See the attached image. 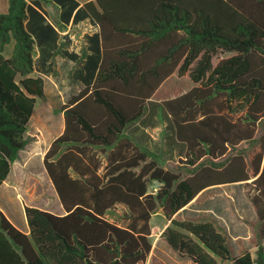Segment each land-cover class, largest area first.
I'll list each match as a JSON object with an SVG mask.
<instances>
[{"label": "trees", "instance_id": "1", "mask_svg": "<svg viewBox=\"0 0 264 264\" xmlns=\"http://www.w3.org/2000/svg\"><path fill=\"white\" fill-rule=\"evenodd\" d=\"M96 4L85 5L99 26L94 47L72 75L84 87L59 107L64 129L43 156L65 213L24 205L23 232L0 210V264H144L159 210L170 221L161 238L180 259L264 264V0ZM27 9L8 0L0 12V185L46 98ZM175 71L194 85L157 103L162 140L128 138ZM163 152L184 159L165 168ZM236 183L256 211L254 253L231 255L215 223L175 217L210 188Z\"/></svg>", "mask_w": 264, "mask_h": 264}, {"label": "rangeland", "instance_id": "2", "mask_svg": "<svg viewBox=\"0 0 264 264\" xmlns=\"http://www.w3.org/2000/svg\"><path fill=\"white\" fill-rule=\"evenodd\" d=\"M228 55L229 53L219 54L217 57ZM217 57L214 62L217 61ZM193 85L188 74L181 77L175 74L162 84L155 98L177 96L188 91ZM75 92L77 87L70 79L69 73L64 74L63 71L45 78L46 98H37L35 113L33 112L28 124L27 136L30 142L20 151L19 158L12 164L10 175L0 190L8 186L12 192L17 187L22 198L31 204L47 207L53 212L61 209L59 197L44 167L43 156L45 148L48 149L53 137L56 136L53 126L61 120L62 113L59 107ZM164 126V123H161L159 129H150L151 147L158 145L162 140L158 138V133H161ZM162 158V165L165 168L175 167L178 161L184 159L178 155V152H173L172 156L163 152ZM12 214L17 217V213L12 211ZM175 217L215 223L227 235L231 255L239 254L244 249H249L253 253L255 251L254 224L257 216L245 194L243 183L210 188L196 198L189 207L178 212ZM22 218L26 219L25 214H22ZM151 224L152 251L144 264H193L190 260L180 259L161 238L162 230L170 225V221L165 218L161 210L153 214ZM18 227L21 228V225Z\"/></svg>", "mask_w": 264, "mask_h": 264}, {"label": "crops", "instance_id": "3", "mask_svg": "<svg viewBox=\"0 0 264 264\" xmlns=\"http://www.w3.org/2000/svg\"><path fill=\"white\" fill-rule=\"evenodd\" d=\"M74 2L77 3L76 7H74ZM89 2L95 4L94 7H89L91 10L95 8L100 10L96 0H27L26 26L34 37L36 44L35 73L39 74L44 79V82L46 77L56 75V73H62L63 71L64 74L69 73L70 79L77 87V92L73 94L78 93L84 87V84L79 80H74L72 75L76 68H80L84 63L86 59L84 55L91 53L90 49L94 47V43L89 38L99 31V26L88 13L90 9L85 8V5ZM7 7L8 0H0V12L5 11ZM175 74H177L176 71L168 78ZM160 87L152 98L154 103L143 117L125 130V135L128 138L146 146L149 145L150 129L160 128V109L157 103L167 99L155 98L160 91ZM149 112L150 114L148 115ZM53 127L55 128L56 136L62 133L64 129L63 114H61L60 123ZM46 150L47 147L44 153ZM3 183L0 187L4 186ZM192 202L185 208L189 207ZM24 205L35 206L22 198L21 192L17 187L12 192L8 186L0 190V210L8 219L11 217L9 220L19 230L28 232L27 220L22 218V214H25ZM39 208L53 212L47 207L39 206ZM11 210L17 213V217L12 214ZM53 213L63 215L65 211L61 205V209ZM19 225H21V228L18 227Z\"/></svg>", "mask_w": 264, "mask_h": 264}]
</instances>
